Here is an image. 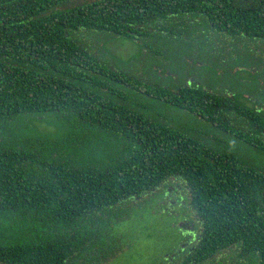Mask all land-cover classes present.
I'll return each instance as SVG.
<instances>
[{
	"label": "trees",
	"instance_id": "16d2710c",
	"mask_svg": "<svg viewBox=\"0 0 264 264\" xmlns=\"http://www.w3.org/2000/svg\"><path fill=\"white\" fill-rule=\"evenodd\" d=\"M74 1L0 0V264H69L78 220L173 178L197 221L183 264L226 251L232 264H264V171L160 119L151 102L264 150V105L179 85L178 73L201 33L264 39V0ZM96 34L139 42L158 74L131 73L123 64L137 56L117 59ZM56 120L75 133L47 132Z\"/></svg>",
	"mask_w": 264,
	"mask_h": 264
},
{
	"label": "rangeland",
	"instance_id": "374dc122",
	"mask_svg": "<svg viewBox=\"0 0 264 264\" xmlns=\"http://www.w3.org/2000/svg\"><path fill=\"white\" fill-rule=\"evenodd\" d=\"M198 25L200 33L205 28ZM221 37L201 33L197 42H191L198 46L193 50L195 60L179 56V85L197 82L198 86L217 94L236 96L248 106L264 105V39L245 35ZM103 39V35L96 34L93 42L101 50L109 47L117 59L137 56L133 62L123 64L131 73L138 76L152 74L153 77L158 74L150 50L144 49L139 42L117 38L107 45L101 41ZM153 43L163 45L162 42ZM164 62L169 63V60ZM165 68L168 69V65ZM151 102L154 104L152 114L160 119L218 150L234 153L241 161L264 171L263 149L176 106ZM49 128L47 132L54 134H63L64 130L76 131L74 124L63 120H56ZM179 182L173 178L165 187L78 220L82 224V233L71 243L79 248L69 264H183L185 250L183 255L179 254V249L194 244L192 235L186 233L197 221L186 205L185 195L179 194ZM228 252L218 255L222 261L216 258L206 264H232Z\"/></svg>",
	"mask_w": 264,
	"mask_h": 264
}]
</instances>
